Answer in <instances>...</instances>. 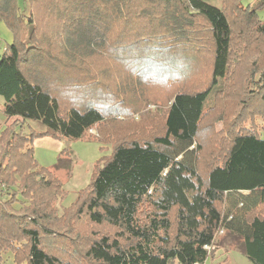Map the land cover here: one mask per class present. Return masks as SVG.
Wrapping results in <instances>:
<instances>
[{
	"label": "trees",
	"instance_id": "1",
	"mask_svg": "<svg viewBox=\"0 0 264 264\" xmlns=\"http://www.w3.org/2000/svg\"><path fill=\"white\" fill-rule=\"evenodd\" d=\"M24 4L0 0V264H203L220 229L264 264V0ZM43 135L111 144L61 216Z\"/></svg>",
	"mask_w": 264,
	"mask_h": 264
},
{
	"label": "rangeland",
	"instance_id": "2",
	"mask_svg": "<svg viewBox=\"0 0 264 264\" xmlns=\"http://www.w3.org/2000/svg\"><path fill=\"white\" fill-rule=\"evenodd\" d=\"M216 6H219L220 0H205ZM243 4L257 5L259 0H240ZM18 5L22 8L25 6L24 0H17ZM257 13L264 21V6L257 9ZM14 34L12 30L0 19V57L2 56L8 44L13 42ZM3 97L0 96V128L4 126L5 115L3 113ZM156 107L155 104L150 108ZM229 118L226 117L228 122ZM261 127L262 138H264V121L258 120ZM28 124L35 128H40V124L36 121H29ZM221 123L217 124V129H221ZM95 133V130H90ZM225 132L221 134L224 135ZM34 155L40 164L49 168L57 166L55 173L63 180V188L66 195L62 201L55 202L57 215L63 214V207L69 205L75 200L77 191L85 187L91 178L92 171L97 161L102 157L111 153V144L94 140L92 138L72 139L69 137H53L43 135L36 137L33 141ZM219 145H214L211 138L206 141L205 154H214L218 150ZM67 150V153L59 156V152ZM217 247L214 258H207L203 264H213L222 261V264H253L244 254L241 238L236 234L226 232L220 229L215 237V245ZM2 264H16L14 255L5 251L2 253ZM220 263V264H221Z\"/></svg>",
	"mask_w": 264,
	"mask_h": 264
},
{
	"label": "built area",
	"instance_id": "3",
	"mask_svg": "<svg viewBox=\"0 0 264 264\" xmlns=\"http://www.w3.org/2000/svg\"><path fill=\"white\" fill-rule=\"evenodd\" d=\"M207 248H209V246H207Z\"/></svg>",
	"mask_w": 264,
	"mask_h": 264
}]
</instances>
